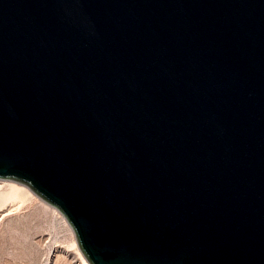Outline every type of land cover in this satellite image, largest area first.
Returning <instances> with one entry per match:
<instances>
[{"label":"water","instance_id":"water-1","mask_svg":"<svg viewBox=\"0 0 264 264\" xmlns=\"http://www.w3.org/2000/svg\"><path fill=\"white\" fill-rule=\"evenodd\" d=\"M0 178L91 264H264V0H0Z\"/></svg>","mask_w":264,"mask_h":264},{"label":"rangeland","instance_id":"rangeland-1","mask_svg":"<svg viewBox=\"0 0 264 264\" xmlns=\"http://www.w3.org/2000/svg\"><path fill=\"white\" fill-rule=\"evenodd\" d=\"M13 186L15 198L0 205V264H84L66 216L30 186L0 178V192Z\"/></svg>","mask_w":264,"mask_h":264},{"label":"bare ground","instance_id":"bare-ground-1","mask_svg":"<svg viewBox=\"0 0 264 264\" xmlns=\"http://www.w3.org/2000/svg\"><path fill=\"white\" fill-rule=\"evenodd\" d=\"M14 181V180H13ZM8 189V188H7ZM6 191V190H5ZM19 190L18 188H16L15 186L13 187H10L7 192H0V205L4 204L7 200L11 199V197H14V195L16 193H18ZM21 193V192H20ZM15 198V197H14ZM60 210V209H59ZM61 211V210H60ZM62 212V211H61ZM63 213V212H62ZM59 214V213H58ZM59 216H61V218L64 220L65 219V214H59ZM67 218V217H66ZM69 221V220H68ZM71 224V223H70ZM74 229V228H73ZM86 259V258H85ZM88 259V258H87ZM83 260L84 261V264H91L90 261L88 260Z\"/></svg>","mask_w":264,"mask_h":264}]
</instances>
